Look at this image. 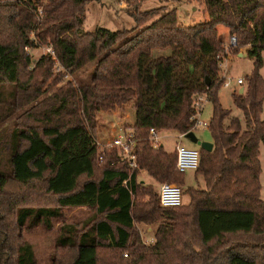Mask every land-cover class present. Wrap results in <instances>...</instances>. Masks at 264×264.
<instances>
[{
    "label": "trees",
    "instance_id": "1",
    "mask_svg": "<svg viewBox=\"0 0 264 264\" xmlns=\"http://www.w3.org/2000/svg\"><path fill=\"white\" fill-rule=\"evenodd\" d=\"M90 1H0V264H264V0H199L207 17L191 24L178 23L174 7L138 10L131 0L132 26L85 29ZM217 25L234 37L226 47ZM38 44L52 55L32 60L26 48ZM243 46L252 67L230 93L239 118L217 91L219 62ZM155 47L169 52L152 56ZM201 93L211 148L198 147L193 168L203 186L184 185L174 149L152 146L147 130L191 131ZM129 100L135 165L94 139L99 111ZM139 170L182 186L187 200L159 204ZM35 184L51 202H28ZM75 207L90 213L61 222L48 262L36 260L21 230L50 228ZM134 222L154 223L150 242Z\"/></svg>",
    "mask_w": 264,
    "mask_h": 264
},
{
    "label": "rangeland",
    "instance_id": "2",
    "mask_svg": "<svg viewBox=\"0 0 264 264\" xmlns=\"http://www.w3.org/2000/svg\"><path fill=\"white\" fill-rule=\"evenodd\" d=\"M1 1V0H0ZM131 0H95L90 1L85 4V17L83 20V27L85 29H92L95 26H104L108 29H115L121 27H130L133 25V20L130 15L133 10ZM163 6L162 10L167 8L174 7L176 21L181 24H191L196 21L206 19L207 15L204 10L203 4L199 0H141L137 5L138 10H145L152 7ZM217 31L220 33V37L223 41L224 46L226 47L229 44V34L225 31V28L221 25H217ZM29 52L32 60H35L40 54L48 51L45 48L44 44H38L32 48H26ZM169 52V51H168ZM237 52H240L238 54ZM232 53L227 52V54L219 62L220 73L224 74V77H228V83H221L218 88L217 94L219 101L222 106L229 108V113L237 115L241 118V111L239 108L232 104L230 93L232 90H239V87H243L245 84L247 75L252 67V58L246 53V46L239 48V50ZM262 59L264 60V48L260 52ZM91 62H88L82 68L76 70L74 73L81 71L83 68L86 70L89 68ZM191 69V67L189 68ZM259 72L264 77V64L259 68ZM72 74H66L63 77V80L70 79L72 81ZM53 75V74H52ZM239 76L242 79V83L238 84L235 82V78ZM223 77V78H224ZM224 80V79H223ZM55 86H52L47 91L42 94H48ZM200 106L201 111L199 112V118L207 120L210 111L211 105L209 100H207L204 95L201 93ZM18 113V111H16ZM130 121H133V109L131 106V100H129L123 107L115 108L113 110L99 111L97 118V126L94 133V139L99 144H104V142H110L111 139L117 134L124 132L130 125ZM9 122L4 121V128L6 125H9ZM196 137L208 138L210 135L206 127H198L192 131ZM173 130H160V134H173ZM180 142L188 147H197V144H191L192 142L186 137L182 136L179 138ZM162 146L166 149H170L173 146L174 140L176 138L171 137H162ZM259 153V163H260V172H259V197L264 198V145H258ZM184 181L185 185L191 184L195 186H203V181L199 180L200 175L194 173L196 179L193 178L192 171L187 169L184 171ZM137 175V179H138ZM142 183H147L145 181H150V178L147 175L142 174ZM201 178V177H200ZM160 182V181H158ZM170 182V181H167ZM177 185L181 190V201L187 200V195L183 192L182 186L174 182H170ZM155 190L157 188V181L153 180L150 183ZM32 195L29 196L28 202L33 203H49L50 199L42 197L41 192L39 191L38 186H32ZM29 193V192H28ZM30 194V193H29ZM45 196V195H44ZM90 210L85 207H75L70 209H63L62 216L59 220L53 222L50 228H44L42 225L38 224L30 228H23L21 234L25 240H27L32 249L33 254L36 260L47 263L49 257L54 252V237L58 232V226L61 222H73L78 225V223L89 215ZM135 228L139 232L140 239L143 242H150L153 238L150 235V231L153 230L154 223H142L134 222ZM150 226L149 231H145L146 225Z\"/></svg>",
    "mask_w": 264,
    "mask_h": 264
},
{
    "label": "built area",
    "instance_id": "3",
    "mask_svg": "<svg viewBox=\"0 0 264 264\" xmlns=\"http://www.w3.org/2000/svg\"><path fill=\"white\" fill-rule=\"evenodd\" d=\"M230 38L229 43H232L234 41V37L232 35L229 36ZM48 53L52 55V51L48 46H45ZM53 57V56H52ZM224 77V74H222ZM229 79L228 77H224L223 83H228ZM235 82L240 84L242 83V79L238 76L235 78ZM202 96L198 95L195 102L199 103L200 106V100ZM200 108L195 111V113L192 114L193 123L190 128H194L197 126H206L207 121H204L200 119L197 114L199 112ZM147 138L150 140L151 144L153 146H156L158 144V136L157 131L150 126L147 130ZM184 132L179 133V135H182ZM110 145H115L117 147L118 153L121 157H126L129 160L130 165H135L134 163V155L131 151V146L133 144V138L130 130L124 131L121 133H117L109 143ZM174 152H175V168L179 171H184L186 169H193L198 164V149L194 147H188L185 146L179 142H176L174 145ZM157 195H158V203L163 206H173L177 205L181 202V191L180 188L170 182L167 181H161L158 184L157 188Z\"/></svg>",
    "mask_w": 264,
    "mask_h": 264
},
{
    "label": "crops",
    "instance_id": "4",
    "mask_svg": "<svg viewBox=\"0 0 264 264\" xmlns=\"http://www.w3.org/2000/svg\"><path fill=\"white\" fill-rule=\"evenodd\" d=\"M168 51H169V49L168 48H152L151 49V54H152V56H157V55H163V54H167L168 53ZM238 77V76H237ZM201 108H202V105H201ZM201 108H200V110H199V112L201 111ZM199 112H198V114H197V116L199 117ZM203 120V119H202ZM204 121H207V120H205L204 119ZM132 122L130 121V124H131ZM198 127H200V126H197V127H194V128H191L192 130L190 131L191 133H192V135L194 136V138L196 139V140H199V141H210L208 138H204V136H201V138H198V137H196V135L192 132L194 129H197ZM202 127H206V126H202ZM128 130H130V125H129V127L127 128V129H125L124 131H128ZM165 130H170V129H165ZM208 131V130H207ZM122 132V131H121ZM185 133V132H184ZM184 133L182 134V135H179V132H175L174 131V133L171 135V134H160V130H158L157 131V136H158V144L159 145H161L162 146V141L160 140L162 137H171V138H176V140H174V142H173V146H172V148H170V149H167V150H172V149H174V145H175V143L176 142H179V143H181L180 142V137H182V136H185L184 135ZM210 135V134H209ZM192 143L191 144H196L193 140H191L189 137H187ZM111 142V141H110ZM110 142H104V144H99L100 146H106V145H110L109 143ZM211 142V141H210ZM157 144V145H158ZM182 144V143H181ZM152 145V144H151ZM153 146V145H152ZM163 147V146H162ZM198 145H197V147H194V148H197L198 149ZM164 148V147H163ZM166 149V148H165ZM187 170V169H186ZM191 171H192V175H193V178L194 179H196L195 178V176H194V174H193V169H190ZM185 171V170H184ZM142 174H144V175H147V177H149L150 178V180H151V182L153 181V179L144 171V170H139V172H138V179H140V180H143V178H142ZM184 175H185V173H184ZM199 180H202L200 177H199ZM145 182H147V183H151L150 181H145ZM161 182V181H160ZM160 182H157V188H158V184L160 183ZM184 185H185V181H184ZM187 185H191V184H187ZM156 188V189H157ZM149 228H150V226H149V224L148 225H146V227H145V231H149ZM151 229V228H150ZM153 229H154V226H153ZM152 232H153V230L152 231H150V235H152Z\"/></svg>",
    "mask_w": 264,
    "mask_h": 264
},
{
    "label": "water",
    "instance_id": "5",
    "mask_svg": "<svg viewBox=\"0 0 264 264\" xmlns=\"http://www.w3.org/2000/svg\"><path fill=\"white\" fill-rule=\"evenodd\" d=\"M237 53L240 54V52H237ZM241 90H242V87H239L238 91H241ZM184 135L186 137H189L191 140H193L199 147H202L204 149H210L211 148V142L210 141L196 140L190 131L185 132Z\"/></svg>",
    "mask_w": 264,
    "mask_h": 264
}]
</instances>
